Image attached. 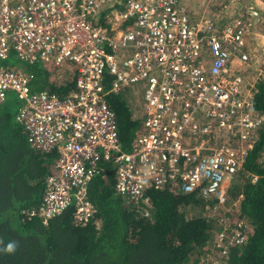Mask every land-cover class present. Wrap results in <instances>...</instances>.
<instances>
[{"label":"built area","instance_id":"obj_1","mask_svg":"<svg viewBox=\"0 0 264 264\" xmlns=\"http://www.w3.org/2000/svg\"><path fill=\"white\" fill-rule=\"evenodd\" d=\"M187 1L0 0V102L14 93L28 144L55 152L31 214L46 220L73 206L78 221L89 219L87 186L103 160L113 162L115 192L133 204L149 205L146 189L161 186L197 190L216 199L213 208L227 202L263 121L251 94L264 0H199V9ZM12 54L73 84L63 95L32 90ZM135 82L144 85L141 123L125 150L107 94ZM217 220L225 254L244 241L243 222Z\"/></svg>","mask_w":264,"mask_h":264},{"label":"trees","instance_id":"obj_2","mask_svg":"<svg viewBox=\"0 0 264 264\" xmlns=\"http://www.w3.org/2000/svg\"><path fill=\"white\" fill-rule=\"evenodd\" d=\"M20 63L31 74L32 90L49 87L63 95L73 84L68 78L63 83L47 64ZM259 65L261 78L251 101L263 121L226 188L227 202H235L246 237L229 246L223 264H264V61ZM107 101L121 147L127 150L141 119L119 98ZM54 158L55 152L31 147L8 107L0 108V264H189L192 256L190 264H199L201 254L215 245L214 233L222 227L209 212L215 198L161 186L146 189L149 205L133 204L115 192L111 160L101 161L103 170L88 183L93 204L89 219L78 221L73 206L46 220L31 214L41 202L46 176L54 171ZM189 206L200 213L187 215ZM10 243L15 246L11 253L5 251Z\"/></svg>","mask_w":264,"mask_h":264},{"label":"rangeland","instance_id":"obj_3","mask_svg":"<svg viewBox=\"0 0 264 264\" xmlns=\"http://www.w3.org/2000/svg\"><path fill=\"white\" fill-rule=\"evenodd\" d=\"M254 53L257 55V58H258V61L255 62V65L260 67L259 63L264 61V45L261 43V41H259V45L254 48ZM8 62L9 64H14L13 66H18L19 65L18 63L22 61H20L15 55L12 54L9 57ZM260 72H262V69H260ZM62 79H65V75L62 76ZM143 91H144V85L139 82H135V83H132L130 86L122 87V90L119 93H117V95L110 93L107 97V100H109L110 98L112 99L114 97L119 98L121 101H123L125 104L128 105L131 112L135 116L141 119L142 111H141L140 103H142L143 101ZM3 105H6L9 111L14 116V113L16 112L19 106V102H18L16 95L12 92H8L7 99L3 102H0V108ZM233 202H226V205L223 206L222 210L211 208L209 209V212L212 214H215L217 219L222 218V217L226 218L227 223H230V227H233L234 223L237 220H241V219H238L237 213L234 208L235 202L234 203ZM192 208L193 207H190V206L187 208V211H186L187 215H190L192 213H200L199 208L198 209L194 208L193 209L195 210L194 212H192ZM218 224L222 227L218 231H215L214 235L221 230H224L227 233L226 227L223 226V223H220L219 221ZM215 238L216 237H214L215 245L211 246L209 251L205 252L203 255L201 254V256L199 257V264H223L224 263V259L222 258L224 253L221 251V247L217 245L218 241L217 239L215 240ZM193 259H194V256H192V259L189 262V264L192 262Z\"/></svg>","mask_w":264,"mask_h":264},{"label":"clouds","instance_id":"obj_4","mask_svg":"<svg viewBox=\"0 0 264 264\" xmlns=\"http://www.w3.org/2000/svg\"><path fill=\"white\" fill-rule=\"evenodd\" d=\"M14 247H15L14 244L10 243L7 245V248L5 249V251L11 253L14 251Z\"/></svg>","mask_w":264,"mask_h":264},{"label":"crops","instance_id":"obj_5","mask_svg":"<svg viewBox=\"0 0 264 264\" xmlns=\"http://www.w3.org/2000/svg\"><path fill=\"white\" fill-rule=\"evenodd\" d=\"M191 1V0H190ZM190 1H187V2H190ZM193 2H194V7L196 8V9H199L200 8V6H199V0H192ZM53 170H55V167H54V169Z\"/></svg>","mask_w":264,"mask_h":264},{"label":"flooded vegetation","instance_id":"obj_6","mask_svg":"<svg viewBox=\"0 0 264 264\" xmlns=\"http://www.w3.org/2000/svg\"><path fill=\"white\" fill-rule=\"evenodd\" d=\"M19 65L17 66V67H21L22 69H24V67L22 66V64L21 63H18ZM12 65H14V64H10V66H12Z\"/></svg>","mask_w":264,"mask_h":264}]
</instances>
